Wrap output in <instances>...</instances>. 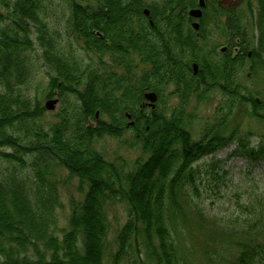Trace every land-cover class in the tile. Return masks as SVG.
<instances>
[{
    "label": "trees",
    "instance_id": "1",
    "mask_svg": "<svg viewBox=\"0 0 264 264\" xmlns=\"http://www.w3.org/2000/svg\"><path fill=\"white\" fill-rule=\"evenodd\" d=\"M60 1L68 12L66 35L80 42L96 67L59 52V37L47 22L50 0H0V264H104L107 209L114 204L123 206L126 220L110 264H186L173 236L186 227L188 212L197 222L187 230L199 226L211 233L218 239L210 244L215 252L229 255L224 260L219 252L214 264H264V200L239 206L241 225L228 228L222 219H207L192 199L199 197L201 177L194 165L205 157L234 144L233 155L264 161V138L251 145L241 126L245 118L264 123V92L258 101L260 94L237 80L248 62L250 77L264 84V0H246L247 17L208 0L197 33L187 17L195 0ZM220 40L227 45L223 55L216 53ZM35 46L48 78L46 99L63 105L58 122L46 129L35 127L46 111L30 109L23 94ZM166 88L172 108L163 101ZM144 92L157 95L155 110L144 106ZM211 94H219L221 104L193 139L186 110ZM129 132L130 147L139 150L131 169L94 148L96 140ZM56 171L76 181L81 196L70 200L61 238L53 233L61 207Z\"/></svg>",
    "mask_w": 264,
    "mask_h": 264
},
{
    "label": "rangeland",
    "instance_id": "2",
    "mask_svg": "<svg viewBox=\"0 0 264 264\" xmlns=\"http://www.w3.org/2000/svg\"><path fill=\"white\" fill-rule=\"evenodd\" d=\"M51 10L47 22L58 35L57 41L58 50L61 53L72 52L79 63L83 66L91 64L96 67V60L83 51L80 42L74 40L66 35V19L67 9L60 0H50ZM149 2L150 0H146ZM224 7H235L241 10L242 15L247 17L245 12L246 0H217ZM244 19V17H243ZM213 39H219V35L215 32H210ZM219 47H223L224 42L220 40ZM218 53V49H216ZM40 49L35 46L34 51L29 54V61L33 65L32 77L30 83L23 89L24 97L29 100L30 109L33 106L39 105L44 107L48 101L46 99L48 90L45 70L42 68V62L39 58ZM248 62H245L242 70L238 74V84L245 88L249 93L260 94L257 97L258 101L262 100L261 93L264 92V84L260 78H251L246 76L248 73ZM170 92L169 88L164 90L163 101L166 102V108L174 107L173 100L169 101L167 98ZM244 94V91H240ZM220 95L211 94L210 100L204 103H191L187 108V114L193 117L191 122L193 139L199 137V133L205 125L212 122L214 116V109L220 106ZM57 100L54 112H46L39 122L35 121V127L41 126L46 129L52 123H57V112L63 109L56 97L52 100ZM264 99V95H263ZM69 110V109H68ZM90 123V122H89ZM92 125V123H90ZM34 129V125L28 123ZM242 134L246 137L250 133L248 141L251 145L256 146L259 141L264 138V123L252 119H243L241 121ZM243 136V137H244ZM130 132L124 138H102L96 140L94 144L95 150L104 157L105 160L115 161L120 160L123 169H131L133 161L139 156V150L130 147L129 138ZM244 139V138H243ZM233 146L228 147L213 156L206 157L199 161L194 166L200 171V179L197 181L196 188L198 189L199 197L192 195L193 203L198 206L207 219L219 220L231 228L233 226L241 225L243 218L237 223L236 218L239 206H245L255 203H260L264 200V161L257 163L249 162L238 156L229 157ZM218 164L215 175H210L211 165ZM220 163V164H219ZM55 182V190L59 199L61 207H56V228L53 233L58 238L63 235L62 231L68 230V219L70 215V200H79L80 194L77 191V182L66 180L67 174L65 172L56 171L53 176ZM247 207V206H246ZM107 217L109 221V232L106 240V253L104 264H110V256L116 250V234L123 226L126 220V214L123 206L119 204L110 205L107 209ZM197 222L193 213L188 212L186 217V227ZM185 225L176 229L174 238L183 248V256L186 264H208L210 261L214 264L218 260V253L220 252L221 259L229 258V255L223 253L221 250L215 252L217 246L212 247L210 244L218 242V239L212 236L211 233H205L199 226H194L187 230ZM121 264H132L130 261H122Z\"/></svg>",
    "mask_w": 264,
    "mask_h": 264
},
{
    "label": "water",
    "instance_id": "3",
    "mask_svg": "<svg viewBox=\"0 0 264 264\" xmlns=\"http://www.w3.org/2000/svg\"><path fill=\"white\" fill-rule=\"evenodd\" d=\"M204 6H205V0H198V7H199V9L189 11L188 16L190 18H192V19L198 20L201 17V11H200V9L201 8H204ZM144 14L145 15H148V12L147 11H144ZM192 28L195 31H197L198 30V24L197 23H193L192 24ZM196 70H197V66L196 65H193V73L194 74H196ZM144 99L150 103V106L151 107H153V104L156 101V96H155L154 93H147V94L144 95ZM56 102H57L56 100L47 102L46 105H45V109L47 111H53L54 110V107L56 105Z\"/></svg>",
    "mask_w": 264,
    "mask_h": 264
}]
</instances>
